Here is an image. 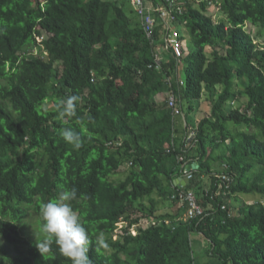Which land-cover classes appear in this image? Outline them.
<instances>
[{
    "label": "trees",
    "instance_id": "16d2710c",
    "mask_svg": "<svg viewBox=\"0 0 264 264\" xmlns=\"http://www.w3.org/2000/svg\"><path fill=\"white\" fill-rule=\"evenodd\" d=\"M178 1L174 24L193 49L183 87L165 81L175 62L161 50L163 25L148 39L129 0H0V264H71L55 244L36 247L40 208L62 187L77 189L91 264H197L192 233L203 264H264V0ZM156 47L161 70L148 67ZM169 91L210 105L187 146L178 115L156 100ZM69 96L76 116L61 118L55 105ZM63 127L81 134L79 150L58 136ZM180 156L198 166L184 189L206 217L181 220ZM243 194L261 199L233 205ZM154 195L176 210L159 213Z\"/></svg>",
    "mask_w": 264,
    "mask_h": 264
},
{
    "label": "clouds",
    "instance_id": "9594fccd",
    "mask_svg": "<svg viewBox=\"0 0 264 264\" xmlns=\"http://www.w3.org/2000/svg\"><path fill=\"white\" fill-rule=\"evenodd\" d=\"M214 10H216V9H214ZM215 15H217V14H214L213 16H215ZM177 29L179 30V32L182 35L181 29H179L178 27H177ZM42 34H46V33H42ZM181 41L183 43L184 40H181ZM156 51H158L159 56L162 59L159 47L155 48L154 53ZM149 68H153V67H149ZM175 70H176V68L174 67L172 69L171 76L167 75L171 79V84L173 83V81L177 84L176 80L177 79L179 80V71H178L179 66L177 67V76H175ZM171 84L170 85L168 84V85L171 86ZM178 87H180V86H178ZM167 95H164L165 99H166ZM176 97H177V95H176ZM77 99L78 98L76 96H69L67 98L61 99L55 105L56 110H57V112L61 118L76 116V101H77ZM178 99L179 98L177 97V104H178L179 110L181 112L180 115L182 116V118L184 120V129H185V132L183 133V136H182V140L184 138L185 145L187 146V144L190 142V140L195 137L196 127H193V129L188 134V131L186 129V123H185V120H186L185 115L182 113L180 105H179L181 100L178 101ZM57 134L66 143L71 145L73 150H79L83 146V140H82L81 134L72 128H68V127L60 128L58 130ZM191 134H193V135H191ZM179 163L181 164L180 169H179V175L177 177H175V179L173 180V188H175V190H177V191L180 190V191L186 192L188 190H186L184 188L189 184V182L191 180H193V178H194L193 173H194V171H196L198 166H197V168L190 169L189 166L197 165V164L195 162L190 163L189 161L184 162V163H182V162H179ZM224 166H226V165L223 164L220 167V169H223V168L225 169ZM220 169H219V172H221ZM226 169H227V166H226ZM186 172L192 173L193 178L191 180L186 179ZM222 173H220V175ZM219 176H217V178ZM178 178H183V179L187 180V184L185 186H181L180 183L177 181ZM207 194H208V190L205 191L204 195L206 196ZM217 194H219V193H217ZM195 197H196V195H195ZM76 199H77V189L75 187H72L70 189H65L62 187L61 191H60V193L56 199L49 200L48 202H46L42 205V207L40 208V213H39L40 218H41L40 228H41V233H42V239L36 245V247H37L39 253L41 254V253L49 252L51 250L52 245L55 244L59 254L62 255L63 257H66L68 260H70L71 264H91V261H90L89 256H88V252H89V245L92 243V241H91V238H90L86 228L82 225L78 213L73 209L71 202L76 200ZM196 200L201 205V202L197 199V197H196ZM184 205H186V204H184ZM201 207H202V205H201ZM208 207H210V205H208ZM187 210H188V208H187ZM187 210L183 213V215L181 217L182 221L199 219L201 217H206L209 215V212L205 213L204 209H203L202 215L197 216L193 219H188V218H186ZM228 213H231V210H229ZM151 221L152 222H150V223H155L153 221V219H151ZM166 224L169 225L170 222L167 221ZM0 243H2V240H0ZM97 245L101 246L103 248L108 247L107 242L103 239L102 236L97 237Z\"/></svg>",
    "mask_w": 264,
    "mask_h": 264
},
{
    "label": "built area",
    "instance_id": "2783aa9c",
    "mask_svg": "<svg viewBox=\"0 0 264 264\" xmlns=\"http://www.w3.org/2000/svg\"><path fill=\"white\" fill-rule=\"evenodd\" d=\"M129 3L133 12L138 16L142 29L148 39L151 40L156 25H163L165 33L163 36V43L161 44V50H169L175 62V76H177V67L184 55L182 53V41L180 39L181 33L177 29L178 25L174 24V21L177 16H181L183 13L182 3L178 0H129ZM48 36V34H41L37 36V41L43 42ZM149 67H153L155 70H161L162 59L159 56L158 51L154 53V64ZM165 81L167 84H171L170 77L167 76ZM176 82L178 86H182V82L180 80L177 79ZM166 102L167 106L171 108L174 115L181 114L177 104V97L174 92L170 91L168 93ZM178 161L182 162L183 157H178ZM224 167L226 169V166ZM192 178V173L186 172V179L191 180ZM218 178L223 183H228L230 180L224 173H222ZM178 191L180 203L186 204L188 208L186 218L193 219L203 214V208L197 202L195 194L192 190H188L186 192L180 190ZM220 209L226 210L225 205H221Z\"/></svg>",
    "mask_w": 264,
    "mask_h": 264
},
{
    "label": "rangeland",
    "instance_id": "374dc122",
    "mask_svg": "<svg viewBox=\"0 0 264 264\" xmlns=\"http://www.w3.org/2000/svg\"><path fill=\"white\" fill-rule=\"evenodd\" d=\"M126 12L128 13L129 16H134L133 14H131V10L132 7L130 5V3L127 4V6L125 7ZM215 15V20H221L222 16L221 13H219L217 10H213ZM213 14V15H214ZM182 29V28H181ZM252 38H256L259 29L256 27H253L252 25L248 24L246 26L245 29ZM257 42H260V44H263L264 42H262V40H258ZM193 51V49L190 47V45L187 43V40L184 39L183 43H182V53H183V59L182 61L179 63V80L182 82V87H183V83H185L187 75H188V61L189 59L186 58V56L191 53ZM186 58V59H185ZM166 60H168V58H166ZM165 99L164 94L158 95L156 97L157 102H163ZM241 103V102H240ZM180 108L182 113L185 115V117L187 116L189 119L188 121L191 122V124H188L187 127V131L190 132L193 127H196L198 122L201 121L203 118H207L209 116L210 113V105L205 103H196L194 101L191 100H183L182 102H180ZM189 105H193L195 107V111L192 114H187L188 111V106ZM239 105V103H232L230 106H232L233 108L237 107ZM176 124H175V129L177 131V133L175 135H179L180 133H184L185 129H184V120L182 118L181 115L176 116ZM153 199L158 201V211L159 213H165L167 211H173L176 210V207L174 205H172V203L166 202V201H162V198H159L157 195L153 196ZM260 196L258 194H248V195H238V199L237 200H232L233 205H238V203L240 202H244V203H248V204H252L258 200H260ZM145 203L147 204V199L145 200ZM264 203V200H263ZM154 220V218H152ZM191 239L193 240L192 242V247H193V252L196 255V263L197 264H203L205 259L203 257V251L205 250V245L204 243H202L201 239L197 236V234H191ZM211 264H216L215 261L211 262Z\"/></svg>",
    "mask_w": 264,
    "mask_h": 264
},
{
    "label": "water",
    "instance_id": "95a60500",
    "mask_svg": "<svg viewBox=\"0 0 264 264\" xmlns=\"http://www.w3.org/2000/svg\"><path fill=\"white\" fill-rule=\"evenodd\" d=\"M190 169L197 168V165H191L189 166ZM177 181L180 183L181 186H185L187 184V180L183 178H178Z\"/></svg>",
    "mask_w": 264,
    "mask_h": 264
}]
</instances>
